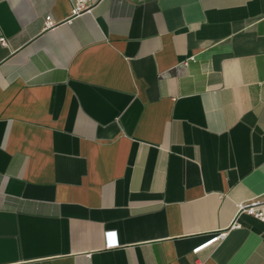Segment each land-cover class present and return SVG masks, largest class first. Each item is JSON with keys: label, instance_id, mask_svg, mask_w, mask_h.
Listing matches in <instances>:
<instances>
[{"label": "crops", "instance_id": "0c3cea01", "mask_svg": "<svg viewBox=\"0 0 264 264\" xmlns=\"http://www.w3.org/2000/svg\"><path fill=\"white\" fill-rule=\"evenodd\" d=\"M93 2L0 0V264H264V0Z\"/></svg>", "mask_w": 264, "mask_h": 264}, {"label": "built area", "instance_id": "2783aa9c", "mask_svg": "<svg viewBox=\"0 0 264 264\" xmlns=\"http://www.w3.org/2000/svg\"><path fill=\"white\" fill-rule=\"evenodd\" d=\"M72 10L70 18L79 17L84 14H91L96 4L93 0H71ZM54 21L51 16H47L45 19V29L54 27ZM4 46H7L5 39L0 40ZM195 57H191L190 60H194ZM189 61V60H188ZM188 61L184 62V66H188ZM238 215L245 214L256 220L264 223V201L252 200L251 202L238 204ZM235 228V224L233 225ZM228 236V232H221L213 236L208 242L196 248L193 253L199 254L203 250L222 243Z\"/></svg>", "mask_w": 264, "mask_h": 264}]
</instances>
